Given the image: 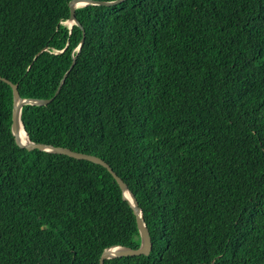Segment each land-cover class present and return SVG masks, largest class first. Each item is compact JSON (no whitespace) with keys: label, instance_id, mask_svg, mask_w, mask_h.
Segmentation results:
<instances>
[{"label":"trees","instance_id":"trees-1","mask_svg":"<svg viewBox=\"0 0 264 264\" xmlns=\"http://www.w3.org/2000/svg\"><path fill=\"white\" fill-rule=\"evenodd\" d=\"M69 1L0 0V76L52 97L22 106L30 140L102 158L135 195L152 249L104 264H264V0L86 4L81 27ZM11 110L0 79V264L137 248L110 172L20 147Z\"/></svg>","mask_w":264,"mask_h":264},{"label":"water","instance_id":"water-1","mask_svg":"<svg viewBox=\"0 0 264 264\" xmlns=\"http://www.w3.org/2000/svg\"><path fill=\"white\" fill-rule=\"evenodd\" d=\"M120 1H122V0H110V1H106V0H70L68 2V6L70 9V15H69L67 22L65 21V23H67L69 27H71L72 24H76L79 27H81V24L79 23V21L75 17V8L76 7L84 6L86 4L111 5V4L118 3ZM83 41H84V35L82 36V38H81V40L77 46V50L80 49ZM59 52H61V51H59ZM73 64H74V60L70 64L68 70L62 76L60 83L56 89L55 94L59 91L67 73L69 72V70L71 69ZM0 79L7 82L12 89L11 132L13 134L14 140H15L17 145H19L20 147H24L28 150L36 148L38 150H44V151H48V152L64 154V155H67V156H70V157H73L76 159H83V160L91 161L93 163H96V164L103 166L104 168H106V170H108V172H110L112 177L115 179L119 188L122 191L123 198L125 200H127V202L129 203V205H130V207H131V209L135 215L136 224H137L138 232L140 235L139 246L137 248H131L128 246L114 244V245H111L109 247H106L100 255L99 264H104V261L106 259H110V258L129 256V255L132 256V255H139V254H145V255L149 254L151 249H152V241H151V237L149 234V230H148V228H147V226L143 220V213H142V210L138 204V201H137L135 195L133 194V192L128 188V186L124 182V180L111 168V166L105 160H103L102 158H100L96 155L85 153V152L75 151V150H72V149H70L68 147H64V146H55L52 144H46L43 142H34V141L30 140V138H29L24 126H23L21 118H20L22 106L25 104H28V103H30V104H45L48 101H50L52 99V97L47 98V99L23 98L19 95L17 83H13L10 80H8L4 77H1V76H0ZM21 129H23V131L25 132L26 139H24L22 137Z\"/></svg>","mask_w":264,"mask_h":264},{"label":"bare ground","instance_id":"bare-ground-1","mask_svg":"<svg viewBox=\"0 0 264 264\" xmlns=\"http://www.w3.org/2000/svg\"><path fill=\"white\" fill-rule=\"evenodd\" d=\"M21 133H22V137L24 138V139H26V136H25V132L23 131V129H21ZM129 247V246H128ZM131 248H133V247H131ZM140 255V254H139Z\"/></svg>","mask_w":264,"mask_h":264}]
</instances>
